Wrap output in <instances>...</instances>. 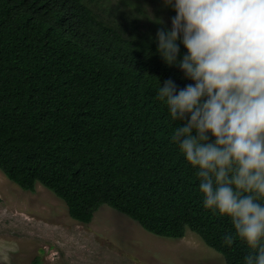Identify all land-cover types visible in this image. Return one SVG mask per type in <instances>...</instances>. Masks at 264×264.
Segmentation results:
<instances>
[{
    "label": "trees",
    "instance_id": "1",
    "mask_svg": "<svg viewBox=\"0 0 264 264\" xmlns=\"http://www.w3.org/2000/svg\"><path fill=\"white\" fill-rule=\"evenodd\" d=\"M140 1L151 0H0V171L23 191H51L81 224L107 205L155 236L190 230L243 264L250 249L224 244L231 220L203 207L171 141L180 122L158 99L159 82L191 83L157 52L175 10L152 0L164 7L150 18Z\"/></svg>",
    "mask_w": 264,
    "mask_h": 264
},
{
    "label": "clouds",
    "instance_id": "2",
    "mask_svg": "<svg viewBox=\"0 0 264 264\" xmlns=\"http://www.w3.org/2000/svg\"><path fill=\"white\" fill-rule=\"evenodd\" d=\"M163 3L176 15L157 52L191 81L159 82L180 122L171 141L196 170L203 207L231 220L224 244L238 239L250 249L243 264H264V0Z\"/></svg>",
    "mask_w": 264,
    "mask_h": 264
},
{
    "label": "rangeland",
    "instance_id": "3",
    "mask_svg": "<svg viewBox=\"0 0 264 264\" xmlns=\"http://www.w3.org/2000/svg\"><path fill=\"white\" fill-rule=\"evenodd\" d=\"M98 2L114 8L118 0ZM136 6L150 18L164 7L152 0ZM166 15L163 9L159 12L162 18ZM0 264L226 262L190 230L180 239L155 236L107 205L94 213L90 223L81 224L69 217L64 202L51 191L39 184L34 192L23 191L0 171Z\"/></svg>",
    "mask_w": 264,
    "mask_h": 264
}]
</instances>
